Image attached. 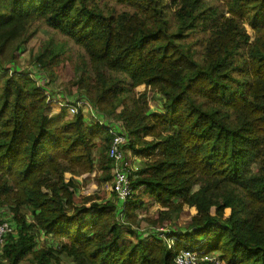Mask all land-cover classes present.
I'll return each instance as SVG.
<instances>
[{
	"label": "trees",
	"instance_id": "obj_1",
	"mask_svg": "<svg viewBox=\"0 0 264 264\" xmlns=\"http://www.w3.org/2000/svg\"><path fill=\"white\" fill-rule=\"evenodd\" d=\"M114 1L127 10L0 0V209L15 226L0 264H175L195 248L221 264H264V0ZM37 22L80 48L65 89L104 125L53 113L11 69ZM200 29L198 50L188 38ZM72 57L48 45L32 63L52 76ZM110 119L140 165L124 204L78 194L76 178L112 181ZM145 199L150 215L138 214ZM185 210L190 223L172 227L168 249L155 230ZM39 236L59 243L39 247Z\"/></svg>",
	"mask_w": 264,
	"mask_h": 264
},
{
	"label": "rangeland",
	"instance_id": "obj_2",
	"mask_svg": "<svg viewBox=\"0 0 264 264\" xmlns=\"http://www.w3.org/2000/svg\"><path fill=\"white\" fill-rule=\"evenodd\" d=\"M95 2L103 9L106 10H112L115 11L116 13L122 12L127 10V7L118 5L115 3L114 0H95ZM211 4H216V0H210ZM247 33L249 36L252 37V32L249 27L246 26ZM207 36L206 32H204L203 29H200L199 31L195 32L194 34L190 35L188 38L189 43L193 45L195 49L200 50L203 44L204 38ZM67 42L68 44H63ZM50 47H55L59 49H71L73 52V57H72V63L64 62L57 66L54 69V73L52 76L48 75L47 72L44 71H39L38 68L39 66H34L32 63L33 57L41 50L44 49L46 46ZM71 47V48H70ZM78 53H82L80 51V48L74 46L70 40L67 38L61 36L59 33L49 29L46 27L42 22H37L33 24L29 31L28 34L25 37V43L24 45L21 46L19 52H18V64L15 66L17 69H13V71L18 73V76L20 78L24 79H31L39 88L43 89L44 91H48L49 95V105L52 108L51 110L54 111L53 113L57 112L60 108L56 102L61 101L63 102L59 97H66L68 99H73V97L69 96L66 87L69 85V82L71 80L76 79V74L74 72V69L72 68V65H76L79 62V58L77 57ZM76 94V93H74ZM155 105V103L153 104ZM66 117H72L68 114H66ZM85 118L87 121H89L91 118L87 117L85 115ZM117 125V122H114L113 120H109V125L111 128ZM118 128V126H117ZM113 129V128H112ZM129 159V158H128ZM134 162H138V159H129ZM76 181L78 182V194L82 196H89L93 195L95 193H101V194H106V197H110V188L109 184H105L102 186H98L93 180H89L86 178H76ZM144 201L147 202L146 206L147 209L142 210L138 212L140 215H150L153 212V204L151 200L145 199ZM8 212L5 209H0V221L1 220H7V221H12L10 218H8ZM190 214L186 212V210L177 216L174 221L166 226H162L160 228H165V229H186L187 226L190 223ZM26 219L29 221L31 219L30 214H26ZM172 225V226H171ZM142 227L141 232L144 233V230ZM158 228V229H160ZM149 230V229H148ZM143 233H140V235H143ZM39 247L42 246H53L56 247L57 244L59 243L58 241L52 239L49 236H39Z\"/></svg>",
	"mask_w": 264,
	"mask_h": 264
},
{
	"label": "built area",
	"instance_id": "obj_3",
	"mask_svg": "<svg viewBox=\"0 0 264 264\" xmlns=\"http://www.w3.org/2000/svg\"><path fill=\"white\" fill-rule=\"evenodd\" d=\"M12 74V71L9 72ZM46 92L47 102L49 103L48 91ZM63 102L57 101L56 104L63 108L66 114L74 116L79 112L87 117H92L100 125H104V117H100L93 107L84 99L66 100L59 97ZM50 104V103H49ZM113 128V129H112ZM109 126V134L111 136V145L109 149V158L112 162V181L109 185L110 191L124 204L133 195L131 182L137 179V173L140 171L139 161L129 160L124 151L126 137L120 132V128ZM14 223L12 221H0V248L5 245V239L9 234L14 232ZM158 237L167 242V248L170 249L175 238H169L172 229L160 228L155 230ZM175 264H221L219 258L214 255H206L204 250L182 249L175 258Z\"/></svg>",
	"mask_w": 264,
	"mask_h": 264
}]
</instances>
